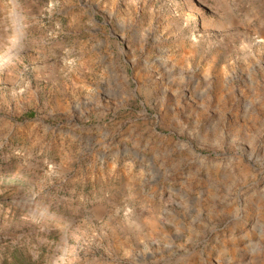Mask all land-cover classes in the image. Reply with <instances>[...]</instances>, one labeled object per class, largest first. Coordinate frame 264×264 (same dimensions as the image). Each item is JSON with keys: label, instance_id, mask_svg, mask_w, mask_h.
<instances>
[{"label": "rangeland", "instance_id": "rangeland-1", "mask_svg": "<svg viewBox=\"0 0 264 264\" xmlns=\"http://www.w3.org/2000/svg\"><path fill=\"white\" fill-rule=\"evenodd\" d=\"M0 264H264V0H0Z\"/></svg>", "mask_w": 264, "mask_h": 264}]
</instances>
